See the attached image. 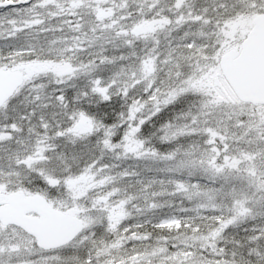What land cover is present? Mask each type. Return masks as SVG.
<instances>
[{"label":"snow or ice","instance_id":"1","mask_svg":"<svg viewBox=\"0 0 264 264\" xmlns=\"http://www.w3.org/2000/svg\"><path fill=\"white\" fill-rule=\"evenodd\" d=\"M0 264H264V0H0Z\"/></svg>","mask_w":264,"mask_h":264}]
</instances>
